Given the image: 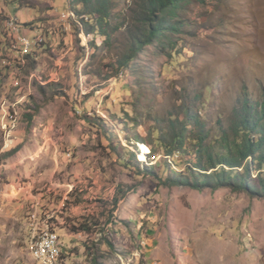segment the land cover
Returning a JSON list of instances; mask_svg holds the SVG:
<instances>
[{"label":"rangeland","instance_id":"1","mask_svg":"<svg viewBox=\"0 0 264 264\" xmlns=\"http://www.w3.org/2000/svg\"><path fill=\"white\" fill-rule=\"evenodd\" d=\"M110 3L116 5L111 43L84 29L85 42L73 26L72 39L60 30L54 41L46 32L45 48L33 46L38 58L26 59L24 66L0 59V105L27 95L17 130L26 132L24 144L33 140L32 130L50 126L59 152L63 143L71 153L62 161L64 153L52 148L32 151L25 165L12 170L6 160L15 151L8 146L0 152V264H35L28 249L31 224L45 222L63 242L59 264H264V196L165 184L188 175L197 147L188 143L185 153L174 156L177 164L172 156L166 161L154 155L157 149L151 153L155 142L148 145L158 128L169 141L170 114L185 98L202 96L209 138L229 127L245 98L264 103V0L193 2L181 12L187 24L176 52L161 55L159 44L148 46L133 71H121L117 59L127 51L119 23L133 21L134 0ZM55 4L59 14L69 8L67 0ZM74 4L80 16L81 6ZM7 44L12 47V40ZM46 82L55 86L42 90ZM95 112L114 132L112 146L98 134L110 132L93 126L95 119L91 125L85 120ZM137 133L147 145H129ZM4 142L0 125V150Z\"/></svg>","mask_w":264,"mask_h":264},{"label":"trees","instance_id":"2","mask_svg":"<svg viewBox=\"0 0 264 264\" xmlns=\"http://www.w3.org/2000/svg\"><path fill=\"white\" fill-rule=\"evenodd\" d=\"M110 1L80 0L79 3V0H69V3L76 2L74 5H80L83 8H80L78 14L85 33L89 37H104L108 43H111L112 31L110 18L114 16L116 6L111 5ZM195 1L203 0H134L133 21L124 20L119 23L127 36V51L124 55H119L118 68L121 71L135 70L137 67L134 62L148 46L154 44H159L158 50L161 55L171 50L168 56H172V52H176L179 46L177 43L180 39L177 36L184 32L183 26L187 24L182 20L181 12H186L188 6ZM75 28L77 32L80 31L79 27ZM117 28L116 25V29L113 30ZM93 40L90 39L91 44L100 46L97 40ZM177 54L180 55L181 52L178 51ZM27 58H29L28 55ZM48 86L55 85L51 83ZM40 88L45 90L46 87L40 86ZM201 97L196 95L181 100L178 112L170 114L167 127L170 136L168 142L163 136V128H158L152 133L148 145L156 143L151 153L159 151L154 155L161 156L162 160L167 161L168 156L174 157L177 153H185L188 143L197 147L196 157L188 169V175L169 178L164 181L165 184L188 185L200 191L205 188L231 187L235 191L264 196V173L262 172L264 170V103H253L245 98L241 107L235 109L229 127L220 129L218 135L209 138L206 120L201 112L203 107ZM94 119L97 123H93V126H102L103 131L107 130L111 133L110 135L108 133L103 135L101 132L98 134L99 137L108 139L112 146L114 132L111 131L108 121L96 112L85 115V120L90 125V120ZM127 141L129 145L146 144L139 133ZM174 160L179 164L176 157ZM252 171L257 173L255 178H252ZM119 202L118 198L114 199L115 206H118Z\"/></svg>","mask_w":264,"mask_h":264},{"label":"crops","instance_id":"3","mask_svg":"<svg viewBox=\"0 0 264 264\" xmlns=\"http://www.w3.org/2000/svg\"><path fill=\"white\" fill-rule=\"evenodd\" d=\"M67 2L69 5V10L70 8H72V6L70 5L69 0H67ZM68 10H66L62 14H59V11L57 10V5L55 4V0H0V59L2 61H6V57H8L11 58L10 63L17 62L18 65H20L19 63H21L19 60L17 61L16 59L20 57V54L14 52V50L11 51V46L7 44L8 40H12L11 38L13 34L15 35V33L9 30V28L7 27V21H9L10 18H16V21L20 28L18 34L23 35L26 38H28V35H31L33 39H36L39 35L46 36V32H48L50 33V38L56 41V33H59L61 30L62 34H65L72 39L73 28L71 29V31H65L64 25L67 26V23L63 22L62 18H60V16L65 14ZM52 16H57V19L54 20ZM46 18H52L54 21H47ZM52 23L54 24V26L50 25ZM4 46H6V48ZM42 47L45 48V45H43ZM37 50L38 47H36L32 51L30 50L27 54L29 58H32L33 60L37 59ZM26 59L28 60V58H25V60ZM25 64L26 62L24 61V64L21 66H24ZM50 84V82H46L43 86L48 89L47 86ZM50 129L51 127L49 126V129L47 128L41 133L38 130H32L31 137H33V140H30V143L27 145L24 144L26 132L24 130L17 131L15 133L14 139L8 142L9 146H11L10 148H13L12 150L15 151V154L7 158V167L12 168V170H17L20 166L25 165L27 160L33 157L30 156V153H32V151L33 153H40L43 152V150H47L49 148H52L58 155L60 154L62 156V154L64 153V156L61 157L62 161L65 160V158H68L66 152L70 150L65 151L63 143H61V148L65 152H63L62 150V152H59L60 145L57 143V140L54 141L52 139L54 132ZM69 135L72 136L70 137L71 145L76 144L77 141L75 140V138H73V134L70 133ZM36 138H41L43 141H37ZM13 151L8 150L6 154ZM76 164L77 165L74 166L73 169H75V172L77 174L76 169H79L80 164L78 162H76ZM57 170H64V166L62 165L61 168L60 166H58ZM77 176L78 175H76V177ZM59 186L66 187L69 185L60 183ZM65 198L66 197H64V199Z\"/></svg>","mask_w":264,"mask_h":264},{"label":"built area","instance_id":"4","mask_svg":"<svg viewBox=\"0 0 264 264\" xmlns=\"http://www.w3.org/2000/svg\"><path fill=\"white\" fill-rule=\"evenodd\" d=\"M63 22L67 23V26L64 25L65 31H71L74 27H79L81 32L84 30L83 23L81 18L77 15L76 11L70 8L65 14L61 16ZM7 27L9 30L15 33L12 36V50L20 54V57L16 58L21 63L24 64L26 55L29 53L33 46L45 45V35H39L36 39L31 41L23 35H19L20 30L16 18H10L7 21ZM17 34V35H16ZM83 40L86 42V37L82 32L80 35ZM84 36V37H83ZM20 64V65H23ZM31 79H38L36 74L31 76ZM81 84L83 87V80L81 78ZM15 87L19 86V82L14 83ZM87 92H83L86 94ZM27 98V95L22 96L19 100L12 104H7L6 101H2L0 105V114H1V130L4 134V147L0 152H4L5 148H8V142L13 140L14 134L18 130L19 121H20V106L24 103V100ZM100 104L98 106V112ZM71 157V153L67 155ZM169 159V157H167ZM171 159V158H170ZM32 232L30 241L28 244L29 254L35 264H59V259L62 255L64 245L61 240V237L57 230L52 228L47 222L40 224H31Z\"/></svg>","mask_w":264,"mask_h":264},{"label":"bare ground","instance_id":"5","mask_svg":"<svg viewBox=\"0 0 264 264\" xmlns=\"http://www.w3.org/2000/svg\"><path fill=\"white\" fill-rule=\"evenodd\" d=\"M145 155H141L140 157H141V160H145V157H144Z\"/></svg>","mask_w":264,"mask_h":264}]
</instances>
